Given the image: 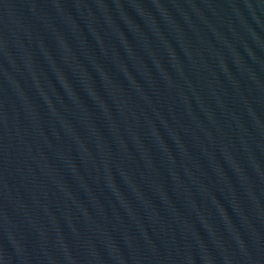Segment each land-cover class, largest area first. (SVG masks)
Masks as SVG:
<instances>
[{
	"label": "water",
	"instance_id": "95a60500",
	"mask_svg": "<svg viewBox=\"0 0 264 264\" xmlns=\"http://www.w3.org/2000/svg\"><path fill=\"white\" fill-rule=\"evenodd\" d=\"M0 264H264V0H0Z\"/></svg>",
	"mask_w": 264,
	"mask_h": 264
}]
</instances>
